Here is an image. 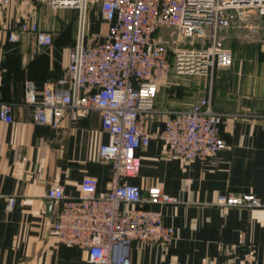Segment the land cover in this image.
<instances>
[{
    "label": "crops",
    "instance_id": "0c3cea01",
    "mask_svg": "<svg viewBox=\"0 0 264 264\" xmlns=\"http://www.w3.org/2000/svg\"><path fill=\"white\" fill-rule=\"evenodd\" d=\"M66 17V11L24 0L5 7L0 2V105H13L12 121L0 119V264H95L86 249L57 240L53 222L59 202L49 199L47 191L63 185L67 197H78L87 175L97 178L98 192L110 191L109 164L100 156V146L109 139L101 115L90 110L77 120L63 119L54 129L36 123L32 106L25 103L28 81L41 89L44 81L63 74L75 46L71 34L63 39L60 31ZM25 21L52 31L53 44L39 47L30 33L10 41V31ZM224 35L234 53L232 65L216 70L211 84L199 87L195 97L187 95V84L171 72L145 127L156 131L169 111L190 108L210 96L214 110L224 114L221 135L226 144L205 160L169 157L158 139L139 150L141 171L131 181L144 197L159 186L178 202L152 205L163 212V222L174 227L175 236L168 243L134 241L131 264L241 259L264 264V208L217 203L218 195L229 191L264 199V15L236 14ZM10 197L16 198L12 210L7 208Z\"/></svg>",
    "mask_w": 264,
    "mask_h": 264
},
{
    "label": "built area",
    "instance_id": "2783aa9c",
    "mask_svg": "<svg viewBox=\"0 0 264 264\" xmlns=\"http://www.w3.org/2000/svg\"><path fill=\"white\" fill-rule=\"evenodd\" d=\"M58 8H79L78 39L70 50L63 74L46 80L39 89L26 83L25 103L32 106L38 124L61 127L97 110L109 139L100 156L109 164L111 189L98 192V180L87 175L81 195H65L63 185H52L47 197L59 202L53 229L60 243L86 249L95 264H131L134 241L168 243L175 229L165 225L163 212L152 205L177 203L178 198L154 186L144 197L131 181L141 171L139 150L152 139L165 145L169 157L205 160L226 144L221 135L224 114L214 110L210 96L192 107L172 110L162 128L148 131L145 121L156 112V97L171 72L215 75L230 67L234 53L224 32L235 15H264V0H24ZM2 6L12 0H0ZM96 2L108 24L103 35L86 33L89 4ZM34 35L39 47L53 44L54 34L35 21H25L9 33ZM183 37L191 41L186 45ZM0 119L12 121L13 105H0ZM224 208H264V199L251 192H226L217 197ZM16 198L10 197L12 210ZM220 264H257L254 260L221 261Z\"/></svg>",
    "mask_w": 264,
    "mask_h": 264
},
{
    "label": "rangeland",
    "instance_id": "374dc122",
    "mask_svg": "<svg viewBox=\"0 0 264 264\" xmlns=\"http://www.w3.org/2000/svg\"><path fill=\"white\" fill-rule=\"evenodd\" d=\"M37 5L49 7L51 10H62L67 12V17L61 25V33L64 36V31L66 30L68 33L71 34L73 38V44L76 43L78 39V29H79V18L81 15V11L79 8H58L55 9L54 7L46 4L38 3ZM107 22L103 20L101 15V9L98 3L91 2L87 9L86 14V33L89 35L96 34V35H103L107 31ZM183 39L187 42L186 45L191 41L188 37H183ZM175 74L179 77L177 78L178 81H183L187 84V95H193L195 97L196 92L199 87H204V85L209 86L213 78L211 76L199 75V74ZM175 80V79H174ZM167 81L166 79L163 80L160 89L163 87V83ZM182 82V83H183Z\"/></svg>",
    "mask_w": 264,
    "mask_h": 264
},
{
    "label": "trees",
    "instance_id": "16d2710c",
    "mask_svg": "<svg viewBox=\"0 0 264 264\" xmlns=\"http://www.w3.org/2000/svg\"><path fill=\"white\" fill-rule=\"evenodd\" d=\"M68 35H69V33L65 30V31H64V36H62L63 39H65L64 37H65V36H68ZM88 35H89V34H88ZM53 41H54V40H53ZM76 42H77V41H76ZM75 44H76V43H75Z\"/></svg>",
    "mask_w": 264,
    "mask_h": 264
},
{
    "label": "water",
    "instance_id": "95a60500",
    "mask_svg": "<svg viewBox=\"0 0 264 264\" xmlns=\"http://www.w3.org/2000/svg\"><path fill=\"white\" fill-rule=\"evenodd\" d=\"M51 206H52V204L50 203V204L48 205V207H49V210L51 209Z\"/></svg>",
    "mask_w": 264,
    "mask_h": 264
}]
</instances>
